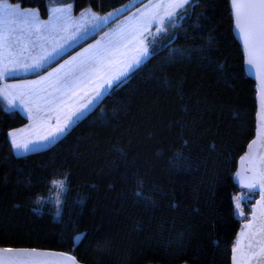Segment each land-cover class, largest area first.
<instances>
[{
	"label": "trees",
	"instance_id": "trees-1",
	"mask_svg": "<svg viewBox=\"0 0 264 264\" xmlns=\"http://www.w3.org/2000/svg\"><path fill=\"white\" fill-rule=\"evenodd\" d=\"M0 1L47 18L53 5L108 15L132 0ZM158 31L151 57L45 149L16 154L10 134L29 119L0 100V247L62 251L85 264H232L259 197L236 180L257 131V83L230 0H190ZM60 177L67 191L56 218L52 206L38 208Z\"/></svg>",
	"mask_w": 264,
	"mask_h": 264
},
{
	"label": "crops",
	"instance_id": "crops-1",
	"mask_svg": "<svg viewBox=\"0 0 264 264\" xmlns=\"http://www.w3.org/2000/svg\"><path fill=\"white\" fill-rule=\"evenodd\" d=\"M103 16L107 15H101L92 9L76 14L73 5L68 4L53 5L49 16L43 18L37 9H25L18 4L0 1V100L5 106L27 116L29 125L35 121H55L51 110L55 103L49 102V93H63L57 92L56 86L62 83L65 74L75 71L84 51L92 47L117 22L113 20L100 27V18ZM102 28L105 30L96 40L43 72ZM147 44L149 45V39ZM37 64L40 67H34ZM78 88L79 86L65 92L73 93ZM14 131L10 137L16 152L12 138Z\"/></svg>",
	"mask_w": 264,
	"mask_h": 264
},
{
	"label": "rangeland",
	"instance_id": "rangeland-1",
	"mask_svg": "<svg viewBox=\"0 0 264 264\" xmlns=\"http://www.w3.org/2000/svg\"><path fill=\"white\" fill-rule=\"evenodd\" d=\"M142 1L144 0H132L109 15L101 17L100 27L108 25ZM189 1L151 0L134 13L131 12V16L126 18L123 16V19L121 18L102 36L100 35L99 40L80 56L75 68L77 75L81 78L77 84L79 88L73 93L63 91L61 94H56L61 97V100L56 102L51 109L55 121L46 120L40 123L35 121L30 125L28 122L25 128L14 131L13 140L16 143L27 145V150L24 148L17 149L16 154L24 155L45 149L57 142L97 106L114 85L127 80L137 68L151 57L147 44L148 39L156 38L159 33L158 30L179 10L186 7ZM170 3L182 4L183 7H166ZM137 60L141 61L138 65L136 64ZM81 68L82 71H80ZM82 83H84L83 86ZM78 93L79 96H77ZM98 93L100 94L99 97ZM81 113L83 114L81 115ZM66 191L67 178L55 179L49 191L40 197L38 211L43 212L46 205H50L54 208L55 217L60 218ZM244 201H247V197L241 193V198L238 200V210H243L241 203Z\"/></svg>",
	"mask_w": 264,
	"mask_h": 264
},
{
	"label": "water",
	"instance_id": "water-1",
	"mask_svg": "<svg viewBox=\"0 0 264 264\" xmlns=\"http://www.w3.org/2000/svg\"><path fill=\"white\" fill-rule=\"evenodd\" d=\"M249 0H230V5L234 17V32L242 45L246 69L251 78L255 80L258 87L257 94V131L254 139L248 147V151L242 156L238 163L236 180L238 184L245 189H251L259 194V197L251 206V213L248 220L240 229L236 244L233 247L232 264L240 261V264H264V254L253 255L258 251L256 241L264 245V71L260 68H254L248 64V48L244 44L243 34L237 26L236 5L247 3ZM247 9H240L241 22H243ZM253 244L251 249L249 243ZM10 250V251H6ZM20 253H47L45 259L49 264H85L73 254L35 248H8L0 247V261H10L16 259L15 254Z\"/></svg>",
	"mask_w": 264,
	"mask_h": 264
},
{
	"label": "snow or ice",
	"instance_id": "snow-or-ice-1",
	"mask_svg": "<svg viewBox=\"0 0 264 264\" xmlns=\"http://www.w3.org/2000/svg\"><path fill=\"white\" fill-rule=\"evenodd\" d=\"M166 7H183L182 4H168ZM247 9L244 15L243 22H241V12L240 9ZM236 18L237 26L240 32L243 34L244 44L248 48V64L254 68H260L264 71V0H249L247 3L237 4L236 5ZM7 38L5 37V41ZM147 55V53H145ZM44 59H47L45 57ZM141 61L137 60L136 64L138 65ZM34 67H40L39 64L34 65ZM83 69L81 68L80 71ZM80 76L77 75L76 71L72 73H66L65 78L62 83L56 86V91L61 92L65 90H71L75 88L80 81ZM99 95V93L97 94ZM50 103H56L61 100V97L56 95V92L49 93ZM91 103V101H89ZM87 107V105H85ZM83 113H81L82 115ZM63 131V129H60ZM15 136V134H13ZM17 149L24 148L27 150V145H22L16 143L13 140ZM137 195L140 196L141 193L138 191ZM83 237H77V239H82ZM256 246L258 251L253 253V255L264 254V245H261L260 241H256ZM253 244L250 242L248 248L251 249ZM10 251V250H6ZM16 259L10 261H0V264H49L45 259H40L41 257H46L47 253H20L15 254ZM235 264H240V261H236ZM257 264H260L258 261Z\"/></svg>",
	"mask_w": 264,
	"mask_h": 264
}]
</instances>
